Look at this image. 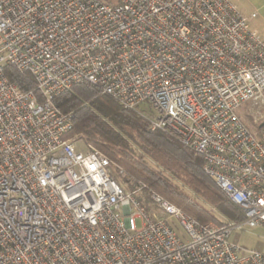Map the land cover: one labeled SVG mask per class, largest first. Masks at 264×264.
Listing matches in <instances>:
<instances>
[{
  "label": "built area",
  "instance_id": "built-area-1",
  "mask_svg": "<svg viewBox=\"0 0 264 264\" xmlns=\"http://www.w3.org/2000/svg\"><path fill=\"white\" fill-rule=\"evenodd\" d=\"M251 22L229 0H0V264H264L231 241L264 229V143L241 114L264 98ZM84 82L197 153L244 220L140 201L54 104Z\"/></svg>",
  "mask_w": 264,
  "mask_h": 264
},
{
  "label": "trees",
  "instance_id": "trees-1",
  "mask_svg": "<svg viewBox=\"0 0 264 264\" xmlns=\"http://www.w3.org/2000/svg\"><path fill=\"white\" fill-rule=\"evenodd\" d=\"M6 76L23 92L36 90L35 79L28 73L10 67ZM54 104L72 114L71 135L104 154L116 167L115 177L121 183L143 187L139 200L147 207L155 193L201 224L222 226L225 222L219 216L229 222L244 220L241 210L206 174L197 153L172 135L153 131L146 118L101 94L96 86L74 85L56 97ZM257 135L264 143V125L257 128Z\"/></svg>",
  "mask_w": 264,
  "mask_h": 264
},
{
  "label": "rangeland",
  "instance_id": "rangeland-1",
  "mask_svg": "<svg viewBox=\"0 0 264 264\" xmlns=\"http://www.w3.org/2000/svg\"><path fill=\"white\" fill-rule=\"evenodd\" d=\"M252 8L247 9L248 12L251 11ZM253 12V11H251ZM146 112V106L143 107ZM148 112V111H147ZM242 117L245 123L249 126V128L257 134V128L259 126L264 125V98L260 99L257 102H251L247 104L242 112ZM216 212L215 210H212ZM224 222H228L229 220L219 216ZM176 224L175 222H173ZM137 227H141L140 221L136 222ZM214 224V223H212ZM181 232V230L179 229ZM231 241L239 246H242L248 250H257L259 252L264 253V229H246L245 231H235L231 236Z\"/></svg>",
  "mask_w": 264,
  "mask_h": 264
},
{
  "label": "crops",
  "instance_id": "crops-1",
  "mask_svg": "<svg viewBox=\"0 0 264 264\" xmlns=\"http://www.w3.org/2000/svg\"><path fill=\"white\" fill-rule=\"evenodd\" d=\"M240 12L251 19L253 29L264 37V0H229ZM253 12H248L247 9Z\"/></svg>",
  "mask_w": 264,
  "mask_h": 264
},
{
  "label": "snow or ice",
  "instance_id": "snow-or-ice-1",
  "mask_svg": "<svg viewBox=\"0 0 264 264\" xmlns=\"http://www.w3.org/2000/svg\"><path fill=\"white\" fill-rule=\"evenodd\" d=\"M260 203H261L262 205H264V201H261Z\"/></svg>",
  "mask_w": 264,
  "mask_h": 264
}]
</instances>
